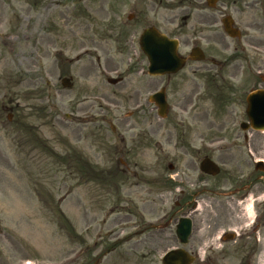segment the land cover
<instances>
[{
    "label": "rangeland",
    "instance_id": "obj_1",
    "mask_svg": "<svg viewBox=\"0 0 264 264\" xmlns=\"http://www.w3.org/2000/svg\"><path fill=\"white\" fill-rule=\"evenodd\" d=\"M58 1L61 7L77 8L65 15L70 26L76 24V36L63 26L59 39L51 28L46 30L37 45V53L41 54L37 61L30 59L32 41L19 29L20 19L16 29L0 28V106L3 103L10 109L14 103L19 104L11 123L7 117L12 112L0 113V264H161L163 253L176 245L174 230L137 243L142 237L136 236L133 220L124 217L132 212L133 205L130 172L123 181H117V186L119 176L98 172L121 166L120 160L130 167L185 166L177 141L186 128L181 120L191 116L192 111L200 112L196 118L201 122V134H222L217 128H221V121L232 109L228 104L230 85L245 95L251 89L264 87L256 78L258 74L264 77V46L247 45L244 37L240 42L226 40L202 47L206 60L185 66L174 82L176 87L166 90L170 110L165 121L155 123L159 132L152 148L155 156H150V149L140 146L148 142L147 120L158 119L156 111H133L126 92L132 94L138 88L146 91L144 82L132 80L123 92L108 88L103 69L105 65L117 66L116 62L112 66L102 62L99 69L87 58L73 60L80 53L78 32L83 30L78 25L89 21L99 26L106 15L102 8H115L116 0ZM246 34L254 39L264 35L259 29ZM56 50H65V57L58 62ZM186 52L181 48L180 54ZM212 57L221 62L217 69L209 66ZM237 65L239 76L233 81L229 76L236 73ZM118 67L120 74L126 69V62H118ZM245 72L249 77L246 84L241 78ZM66 77L72 79L70 89H63L60 84ZM160 82L156 81V89ZM197 85L198 102L187 115L181 113V105L189 102ZM103 94L117 107L100 101ZM89 97L88 103L81 104L83 98ZM147 97L142 95V104ZM235 107L234 126L238 129L244 111L239 104ZM106 122L114 126V134ZM23 124L34 131L29 139H34L35 133L42 136L37 151L21 149ZM167 135H171L170 144L164 141ZM251 135L255 144L263 138L258 133ZM136 148L140 151L138 156ZM259 158L260 154L252 156V166ZM84 162L96 173H76L73 167H83Z\"/></svg>",
    "mask_w": 264,
    "mask_h": 264
},
{
    "label": "flooded vegetation",
    "instance_id": "obj_2",
    "mask_svg": "<svg viewBox=\"0 0 264 264\" xmlns=\"http://www.w3.org/2000/svg\"><path fill=\"white\" fill-rule=\"evenodd\" d=\"M116 4L115 8H102L106 15L99 26L89 21L78 25L83 30L78 32V51H85L86 54L73 60L80 62L82 58H87L90 63H97L99 69L103 67L100 65L102 62L111 66L116 62L115 67L105 65L104 75L117 74L118 62L122 64L125 61L127 67L116 78L118 83L109 85L107 78L106 86L123 92L132 80L138 84L144 82L142 87L147 86L144 90L148 92H141L139 88L134 89L132 94L126 91L130 109L155 111L154 105L148 101L142 104V95L154 93L157 80L161 81L158 85L164 84L165 91L175 88L174 82L182 73L180 71L162 78L148 76L146 60L139 49V41L147 30L155 29L170 40H175L178 54L181 48L186 49L184 55L179 54L186 59L185 66L194 63L189 60L193 50L225 42L218 29L219 22L225 17L231 18L234 29L244 31L236 42L245 37L247 45L264 46V35L254 39L246 34L248 30L258 29L264 34V0H213L211 8L207 6V0H116ZM74 9L77 8L61 7L58 0H0V28L16 29L15 24L20 19L19 29L22 28L27 40L32 41L30 59L37 61L41 57L37 53V45L46 30L51 28L53 35L59 39L60 27L63 26L73 37L76 36V24L70 26L69 17L65 16ZM60 21L64 23L60 24ZM62 57H65V50H56L55 60L58 62ZM209 66L217 69L221 62L212 57ZM236 69V73L229 76L233 81L239 76L240 66L237 65ZM241 78L244 84L248 82L247 73ZM198 89L197 85L196 93L191 91L189 102L181 105V113L187 115L192 111L199 99ZM230 90L228 104L232 109L221 121V128H217L223 131L222 134L204 137L201 122L196 118L200 112L192 111L191 116L181 120V125L186 128L177 141L178 150L186 159L185 166L130 167L120 160L121 166L102 169V173L119 176L117 181H122L129 172L133 178L132 212L124 217L128 221L133 220L136 236L142 237L137 243L152 241L158 235L173 232L179 221L183 225L189 221L190 234L183 250L194 256V264H264V136L255 144L251 134L235 128L236 113L233 110L239 104L244 111L245 94L234 89V85H230ZM238 94H242L241 97ZM104 96L100 100L106 106L117 107ZM90 98H83L81 104L88 103ZM37 101L40 103V97ZM8 104L11 106V102ZM18 108V103H14L10 109L2 103L0 113L12 112L7 117L11 123ZM240 117L242 123L245 122L244 113ZM156 121L161 122L156 118L147 120L148 142L140 146L150 149V156H155L153 149L159 132ZM109 125L111 130V123ZM1 126L7 128L5 124ZM23 126L25 134L22 135L24 142L21 149L37 151V144H42V136L35 133L34 139H29V134L33 136L34 131L25 124ZM170 138L171 135L164 138L166 144H170ZM138 149L137 156L140 153ZM252 154L261 156L262 165L258 169L252 166ZM203 160L216 165L209 170L217 173H203L200 168ZM86 172L89 174L92 171L88 168Z\"/></svg>",
    "mask_w": 264,
    "mask_h": 264
},
{
    "label": "water",
    "instance_id": "obj_3",
    "mask_svg": "<svg viewBox=\"0 0 264 264\" xmlns=\"http://www.w3.org/2000/svg\"><path fill=\"white\" fill-rule=\"evenodd\" d=\"M141 47L149 60V74L163 75L175 73L182 68V61H179L175 54V47L164 37L157 33H150L143 39ZM158 108L160 117L166 116V103L163 92L152 97ZM247 116L251 127L256 131L264 130V91L256 92L248 97ZM190 226L181 225L178 230V237L182 241L188 236ZM192 258L188 257L182 250L168 252L162 259V264H190Z\"/></svg>",
    "mask_w": 264,
    "mask_h": 264
}]
</instances>
